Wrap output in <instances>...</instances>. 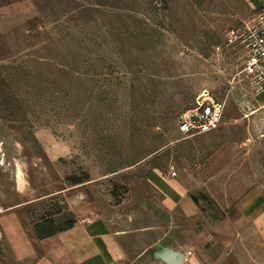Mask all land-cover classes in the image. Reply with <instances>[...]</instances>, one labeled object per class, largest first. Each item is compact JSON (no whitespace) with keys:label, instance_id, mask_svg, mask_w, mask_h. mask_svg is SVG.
<instances>
[{"label":"rangeland","instance_id":"1","mask_svg":"<svg viewBox=\"0 0 264 264\" xmlns=\"http://www.w3.org/2000/svg\"><path fill=\"white\" fill-rule=\"evenodd\" d=\"M263 12L264 0H0V264H43L40 237L67 230L69 210L131 234L113 264H264L252 228L227 252L200 247L191 227L164 239H188L187 254L157 243L136 257L147 215L150 239L164 234L153 169L236 145L212 191L264 196V93L242 73L244 46L225 39ZM202 90L222 104L221 123L188 138L176 118Z\"/></svg>","mask_w":264,"mask_h":264},{"label":"crops","instance_id":"2","mask_svg":"<svg viewBox=\"0 0 264 264\" xmlns=\"http://www.w3.org/2000/svg\"><path fill=\"white\" fill-rule=\"evenodd\" d=\"M238 153L236 145L229 144L220 150L215 149L205 156L201 164L171 171L175 173L174 178L162 169L148 172L146 182L161 196L159 207L166 220L161 221L162 227H159L164 230L163 236L154 241L150 239V231L153 232L155 228L149 225L150 216L147 215L146 226L136 231L144 232L149 243L136 250V257L139 254L146 255L157 243L170 246L164 242L166 234L175 230L187 232L191 227L196 228V239L199 246L205 249L216 247L223 252L232 250L250 228L257 231L259 239L264 240V196L259 188L249 185L235 199L227 195L216 197L211 189L213 184L220 182L219 177L225 174L228 164L235 162ZM11 210L13 213L4 219L10 220V217L17 215L16 207ZM69 211L74 216L73 225L39 241L43 264H113L125 259V249L121 242L131 234L112 230L113 225L104 220L92 222L87 215ZM187 240L170 246V251L187 254ZM217 258L215 262L219 259L221 262L224 255ZM204 262L197 260L194 264H206Z\"/></svg>","mask_w":264,"mask_h":264},{"label":"built area","instance_id":"3","mask_svg":"<svg viewBox=\"0 0 264 264\" xmlns=\"http://www.w3.org/2000/svg\"><path fill=\"white\" fill-rule=\"evenodd\" d=\"M228 44L236 42L244 46L246 61L242 69L252 89L257 94L264 93V12L258 21L240 31L226 33ZM223 113L219 103L208 90H202L192 105L178 114L176 124L179 132L188 138L197 137L218 129ZM174 177L175 173H169Z\"/></svg>","mask_w":264,"mask_h":264},{"label":"trees","instance_id":"4","mask_svg":"<svg viewBox=\"0 0 264 264\" xmlns=\"http://www.w3.org/2000/svg\"><path fill=\"white\" fill-rule=\"evenodd\" d=\"M72 225V224H71ZM71 225L69 226V228L71 227ZM55 234V232H51V233H47V234H43L40 238L41 239H43V238H45V237H50V236H52V235H54Z\"/></svg>","mask_w":264,"mask_h":264},{"label":"bare ground","instance_id":"5","mask_svg":"<svg viewBox=\"0 0 264 264\" xmlns=\"http://www.w3.org/2000/svg\"><path fill=\"white\" fill-rule=\"evenodd\" d=\"M162 254V253H161ZM167 254H169V253H164V254H162V257H168V255Z\"/></svg>","mask_w":264,"mask_h":264},{"label":"water","instance_id":"6","mask_svg":"<svg viewBox=\"0 0 264 264\" xmlns=\"http://www.w3.org/2000/svg\"><path fill=\"white\" fill-rule=\"evenodd\" d=\"M175 254V253H174ZM179 255L178 254H175V258H177Z\"/></svg>","mask_w":264,"mask_h":264}]
</instances>
